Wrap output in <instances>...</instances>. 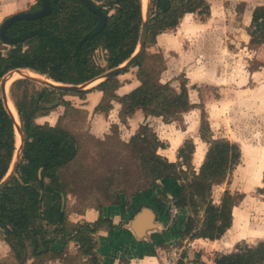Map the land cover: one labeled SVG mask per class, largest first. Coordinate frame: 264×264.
Listing matches in <instances>:
<instances>
[{
    "label": "trees",
    "instance_id": "1",
    "mask_svg": "<svg viewBox=\"0 0 264 264\" xmlns=\"http://www.w3.org/2000/svg\"><path fill=\"white\" fill-rule=\"evenodd\" d=\"M49 1L50 15L18 21L7 28L6 34L13 42L6 54L0 42V82L12 71L30 69L56 83L84 85L121 66L137 51L144 22L142 0H92L108 19L106 27L98 33L94 29L99 24V16L80 0ZM40 9L38 0L31 11ZM192 13L204 19L211 13L210 4L206 0H152L146 50L134 66L140 85L124 96L116 93L121 86L119 75L77 93H58L46 86L36 88V83L27 78L12 84L10 92L20 116L24 146L17 175L0 191V236L11 247L17 262L27 253L24 248L31 250L33 264L64 258L62 252L51 250L61 236L80 245L77 256L64 258L68 264H82L83 257L88 258L87 264H100L93 234L104 223H111L101 217L93 225H72L68 214L70 211L82 213L88 208L102 212L107 202L120 205L122 196L147 195L156 204L173 203L177 208H189L191 214L181 239L216 241L232 227L234 208L244 200L245 194L227 189L217 204L213 190L234 174L242 162V151L227 138H214L204 106L199 134L207 144V152L199 170L192 164L196 147L193 140H186L178 151V161L171 162L158 153L166 145L146 124L140 126L127 144L126 155L135 163L134 179L130 183L132 172L127 165H117L103 176H92V173L85 176L79 164L82 139L71 125L76 123V116L86 120L88 114L64 99L68 95L84 98L91 91L99 90L103 97L95 112L108 115L112 102L116 101L121 104L119 117L123 124L137 111H142L147 118L161 117L168 124L179 121L196 107L191 102L187 83L182 82L179 89L170 82L163 83L162 75L167 69L165 57L149 49L157 45L160 34L176 29ZM248 32L252 46L264 45V5L254 11ZM98 50L107 53V67L96 64ZM58 94L64 114L55 126L39 124V117L55 110L46 105ZM15 152V122L0 94V183L12 167ZM109 154L106 151L104 155ZM88 179H93L90 185ZM258 192L264 195V186ZM63 195L67 201L70 195L76 199L70 209H62ZM214 262L264 264V241L237 247L235 252L219 255ZM0 264H9V261L0 260Z\"/></svg>",
    "mask_w": 264,
    "mask_h": 264
},
{
    "label": "rangeland",
    "instance_id": "2",
    "mask_svg": "<svg viewBox=\"0 0 264 264\" xmlns=\"http://www.w3.org/2000/svg\"><path fill=\"white\" fill-rule=\"evenodd\" d=\"M228 1L230 2V0ZM231 1L235 2L236 0ZM243 5L242 2L236 4L235 8L239 15ZM31 9L32 7L28 6L22 11H13L12 14L5 12V16L7 14L10 17ZM200 18V16L195 17V21ZM187 23L188 21L183 22L180 30L175 34L176 37L182 35ZM3 47L5 54L11 49V46L7 44ZM184 47L188 53L182 55L181 58L173 53L165 56L158 46L149 49L152 53H163L167 67L169 65V73L171 72L170 74L167 73L164 79L172 77V74L175 73L176 75L171 78L173 87L179 88L182 82L189 84L190 98L192 103L196 105L190 113L184 115L179 121L171 123L168 129L164 131V141L171 142V145L168 144L171 146L170 153L176 152L174 147L177 146L178 139L190 137L194 139L193 141L197 143L199 148L197 163L203 162V158L201 159L200 156L204 157V151L202 155L200 151L205 145L199 140L200 134L198 132L202 106L209 115L214 135L218 138H228L232 142L238 143L242 149V163L225 184L216 186L213 190V200L217 204L227 189L233 193L246 194V198L238 206V209H234L235 220L232 229L219 244L209 242L205 244L202 241L194 242L189 239H181L177 242V245L180 244L183 247L182 252L176 258L177 261L185 254L186 258H196L204 264H212L221 254L232 253L237 250V247L254 246L264 241V235H257L260 230H264V196L258 192V188L263 187L264 173V45L246 50L245 55L238 58H226L223 57V54H214L210 44L205 45L203 52H201L203 46L195 41L185 42ZM208 49L209 52L206 53ZM95 62L100 67H107V53L99 50L95 56ZM186 75L189 79L186 78ZM40 82H35L36 88L44 86ZM92 87L95 86L88 85L87 89ZM66 97L74 98L73 101L76 105H80V102L86 98L72 95ZM76 117V123L71 126L82 139L79 164L82 165L85 176L88 177L91 173L92 176H103L109 174V169L117 165H127L129 167L127 169L132 172L130 176V183H132L135 163L126 155L128 152L126 143L129 141V134L125 130L116 132L110 129L109 135L106 134L104 139H102L103 137L96 138L92 134L95 132V118L89 116L85 120L84 117ZM100 135H102L101 132ZM97 140L102 141V143ZM106 151L111 152V154L104 155ZM170 155L172 156L173 153ZM194 168H198V166L195 164ZM92 181L93 179H88L87 183L90 185ZM75 203L74 197L69 199L68 209L73 207ZM240 238L247 239L240 240ZM12 262L15 261H11L9 264Z\"/></svg>",
    "mask_w": 264,
    "mask_h": 264
},
{
    "label": "crops",
    "instance_id": "3",
    "mask_svg": "<svg viewBox=\"0 0 264 264\" xmlns=\"http://www.w3.org/2000/svg\"><path fill=\"white\" fill-rule=\"evenodd\" d=\"M37 1L38 0H0V25L6 17L8 18L9 15L7 14H12L11 12L13 11H22L28 6L33 7L37 4ZM206 1L210 4L211 8V13L208 17L203 19L198 13L187 14L181 20L180 25L176 29L164 32L158 36L156 46L162 49L165 56L173 53L177 54L179 58H181L182 55L188 53V50L184 47V43L187 41H195L202 45L203 47L201 52L204 51L205 45L210 44L212 45V53L217 55L223 54V57L226 58L243 57L246 50H252L257 47L251 45V36L248 29L252 23L254 11L257 7L264 5V0H236L235 2L237 3L231 0L230 2L228 0ZM240 2L244 3V5L239 15L235 7L236 4ZM5 12L7 13L6 16ZM199 16L201 18L198 21H195V17ZM186 21H188L186 29L183 31L182 35L176 37V32L180 30L181 25ZM208 52L209 49L206 53ZM136 71V68H131L118 76L121 86L116 93L119 96H124L130 93L140 85V82L136 78ZM167 73H171H169V65L162 75V82H170L172 84L171 78H173L176 74L173 73L172 77H168L165 80L164 77ZM186 78L189 79L187 75ZM187 87L189 88V84H187ZM85 97L86 98L80 102V105H76L75 101H73L74 98L72 97L65 96L64 99L71 101L75 107L87 111V117L90 116V118H95V132H92V134H94L96 138L103 137L102 139H104L106 134L109 135V130H114L113 127L117 126V131L125 130V132L129 134L130 138L126 143L128 144L140 126L148 124L149 127L157 134L159 140L166 145V148L160 149L158 153L168 158L171 162L178 161V151L184 145L186 140H194L190 137H187L186 139H178L176 147H174L173 142V147L176 152H171L173 153L171 156L169 151L171 148V146H169L171 145V142L164 141V131L168 129V126L171 123H165L161 117L147 118L142 111H137L132 117L128 118L127 124H123L119 117L121 104L113 101L112 110L108 115H105L103 113L95 112V108L102 100L103 92L93 90ZM64 111L65 108L60 105L59 107H56L55 110L50 112V114L39 117L37 122L42 125L50 124L51 126H55L57 125L60 117L64 114ZM100 132L102 135H100ZM214 138L218 137L214 135ZM199 140L203 145H205V147L202 148L204 151V157L202 160L204 161L207 152V144L201 140L200 136ZM194 143L196 147L193 154L192 164L194 167L196 164L198 168L195 169L199 170L203 162L199 164L196 161L199 148L197 147V143L195 141ZM262 179H264V173ZM262 185L264 186L263 181ZM72 197L73 196L71 195L68 197L65 207H69V199ZM169 198L172 199L171 196H169ZM238 206L234 209H238ZM143 208L150 209L152 215H148V217L145 216L140 219L138 223H136V218L141 213ZM190 214V209L187 207L177 209L171 203L156 204L155 202L150 201L147 195H141L134 198L122 196L120 205H112L111 203H108L103 208L102 212L94 208H88L82 213L72 211L69 212L68 219L72 225H93L101 217L107 219L111 223V225H109V223H104L103 226L93 234L95 251L99 257L100 264H179L180 260L177 261L176 258L180 255V252H182L183 247L180 244L177 245V242L178 240L181 241L184 224ZM175 219H177V223H175ZM232 227L229 230H231ZM229 230L221 239L216 241H211L209 239H195L192 241H202L205 244L206 242L219 244L225 239ZM243 239L245 240L247 238H240V240ZM79 248L80 245L78 242L75 240H64L61 236L51 246L52 251L57 253L62 252L64 254V258L77 256ZM26 252L27 253H25L24 258L17 262L16 259L13 258L11 247L0 236V260H8L10 263L11 261H15L12 262V264H33L35 259L30 258L31 250L28 249ZM183 256H185V254L181 256L182 264L183 261L187 259L186 257L183 258ZM64 258L49 260L46 264H68ZM82 261V264H87L88 258L83 257ZM212 264H215V262L213 261Z\"/></svg>",
    "mask_w": 264,
    "mask_h": 264
},
{
    "label": "water",
    "instance_id": "4",
    "mask_svg": "<svg viewBox=\"0 0 264 264\" xmlns=\"http://www.w3.org/2000/svg\"><path fill=\"white\" fill-rule=\"evenodd\" d=\"M80 1L83 2L92 12L96 13L99 16V24L94 29V32L98 33L101 30H103L108 23V19H107V16L105 15V13L102 10H100L98 8V6L96 5V3L92 0H80ZM40 3H41V9L38 11L20 12V13L14 14V15L8 17L7 19H5V21L2 23V25L0 27V38L2 39L3 42L8 43V44H11L13 42V39L8 37L6 34V30L11 24L18 22V21H22V20H36V19L48 16L51 14L52 7L50 4V1L49 0H40ZM151 20H152V0H149L148 12H147V15L144 17V22L142 24V29H141V33H140L139 47H138L137 51L132 55V57L127 62L122 64L121 66L113 68L111 70H108L107 72L102 74L100 77H98L95 80L87 83L86 85L85 84L84 85H70V84H62V83L48 82V81H42V82L39 81V82L44 84V86L49 87V88L57 91L58 93H77L78 91L87 90L88 85H90L92 82H94L98 79H102L101 82H103L107 79H110V78H113L117 75H120L121 73H124V72L130 70L131 68H134V66L138 62V59L142 56V54L146 50V42H147L149 25L151 23ZM18 70H20V69H18ZM18 70H15V71H18ZM15 71H12V72H15ZM12 72H10V73H12ZM23 78L24 79H26V78L31 79L34 82H38L37 80L32 79L29 76H23ZM6 83H7V77L1 81L0 87H1V97L3 100L4 106L8 110ZM100 83H98V84H100ZM94 86H96V85H94ZM60 105H61V95L58 94L52 103H49L46 105V108L54 109L56 107H59ZM8 112L15 122L13 115L10 113L9 110H8ZM15 127H16V123H15ZM20 132L22 135V146L20 148V155L16 161L13 160L12 167H11L9 173L7 174L5 179L0 183V191L10 182V180L13 177H15L17 175L18 166H19L20 160L22 158L23 146H24V137H23L21 127H20ZM65 204H66V197H65V195H63L62 196V209L65 208ZM151 213L152 212L150 211V209L143 208L141 213L136 218V223H138V221L140 219L144 218L145 216L148 217V215L149 216L152 215ZM24 251H26V248H24Z\"/></svg>",
    "mask_w": 264,
    "mask_h": 264
},
{
    "label": "bare ground",
    "instance_id": "5",
    "mask_svg": "<svg viewBox=\"0 0 264 264\" xmlns=\"http://www.w3.org/2000/svg\"><path fill=\"white\" fill-rule=\"evenodd\" d=\"M143 1V14L144 16L147 15L148 12V7H149V0H142ZM23 76H29L32 79L38 80V81H48V82H53L52 80H46L45 77L41 76V74L39 73H35V72H31L30 70H26V69H20L18 71L12 72L7 76V83H6V94H7V100H8V110L10 111V113L13 115L14 119H15V123H16V127H15V134H16V152H15V157H14V161H16L20 155V148L22 146V135L20 132V127H21V122H20V116L19 113L17 111V108L12 100V97L10 95V86L11 84L22 78ZM102 81V79H98L94 82H92L90 85H96L98 83H100ZM86 85V84H85ZM203 150L200 151V154L202 155ZM201 159L203 158L202 156H200ZM200 159V160H201ZM202 161V160H201ZM200 161V162H201ZM257 235H264V230H260V232H258Z\"/></svg>",
    "mask_w": 264,
    "mask_h": 264
},
{
    "label": "built area",
    "instance_id": "6",
    "mask_svg": "<svg viewBox=\"0 0 264 264\" xmlns=\"http://www.w3.org/2000/svg\"><path fill=\"white\" fill-rule=\"evenodd\" d=\"M99 50L97 51V53ZM183 264H204L202 261L197 260L196 258H187L183 261Z\"/></svg>",
    "mask_w": 264,
    "mask_h": 264
},
{
    "label": "flooded vegetation",
    "instance_id": "7",
    "mask_svg": "<svg viewBox=\"0 0 264 264\" xmlns=\"http://www.w3.org/2000/svg\"><path fill=\"white\" fill-rule=\"evenodd\" d=\"M30 11H31V10H30ZM31 12H32V11H31ZM6 19H7V18H6ZM4 21H5V20H4ZM4 21H3V22H4ZM3 22H2V23H3ZM1 25H2V24H1ZM1 25H0V27H1ZM0 42H2L3 45H5V44L10 45V44H8V43L3 42L1 38H0ZM1 81H2V80H1ZM0 84H1V82H0ZM0 94H1V87H0ZM1 99H2V97H1ZM2 101H3V100H2ZM169 196L172 197L171 194H169L168 197H169ZM171 204H173V203H171ZM176 208H177V207H176ZM177 209H180V208H177ZM175 221H176L175 223H177V219H175Z\"/></svg>",
    "mask_w": 264,
    "mask_h": 264
}]
</instances>
